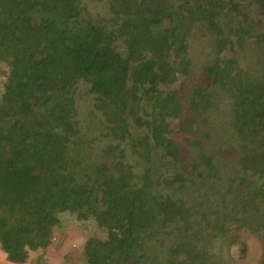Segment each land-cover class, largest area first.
I'll use <instances>...</instances> for the list:
<instances>
[{
    "label": "trees",
    "instance_id": "trees-1",
    "mask_svg": "<svg viewBox=\"0 0 264 264\" xmlns=\"http://www.w3.org/2000/svg\"><path fill=\"white\" fill-rule=\"evenodd\" d=\"M91 1L107 15L0 0L1 252L24 263L69 213L107 234L86 264H237L205 244L232 223L264 264V0Z\"/></svg>",
    "mask_w": 264,
    "mask_h": 264
},
{
    "label": "rangeland",
    "instance_id": "rangeland-1",
    "mask_svg": "<svg viewBox=\"0 0 264 264\" xmlns=\"http://www.w3.org/2000/svg\"><path fill=\"white\" fill-rule=\"evenodd\" d=\"M79 2L83 10L93 17L107 15L105 2L91 0H79ZM8 71V65L5 62H0V96L3 92V86L6 82ZM76 100L80 118L98 124L99 121L97 117L95 118L96 115L92 111V97L87 93V86L83 84L78 85ZM146 113H149V106L144 98L139 116L144 117ZM176 124L177 123L174 121L170 122L168 131L171 133L169 137L177 144H180V146H186L185 148H187L189 143L186 141L185 137L181 135ZM90 129L91 130L86 132L87 135L94 134L97 127L95 128L93 126ZM196 182L197 185H194L192 188L193 198L200 196L203 191V189L199 190L201 188L199 181L196 180ZM57 220V225L53 230V240L47 247L48 251L44 252L47 264H86L82 252L85 242L90 238L99 240H105L107 238L106 232L96 226L92 220L79 221L69 213L58 215ZM229 226L228 229H230V231L228 232L226 241L209 238V240L205 242L207 247L216 254H222V257H224V252L230 247L231 255L234 257L237 264H258L261 259L260 240L244 229H241L237 224L233 225L232 223L229 224ZM31 264H44L43 258L37 255L32 259Z\"/></svg>",
    "mask_w": 264,
    "mask_h": 264
},
{
    "label": "crops",
    "instance_id": "crops-1",
    "mask_svg": "<svg viewBox=\"0 0 264 264\" xmlns=\"http://www.w3.org/2000/svg\"><path fill=\"white\" fill-rule=\"evenodd\" d=\"M47 251H48V248L43 249V250H37L35 252H31L29 258L22 264H31L32 259L36 257L37 255H40L41 258L46 257L44 256V252H47ZM0 264H14V263H11L10 261H8L6 256L0 250Z\"/></svg>",
    "mask_w": 264,
    "mask_h": 264
},
{
    "label": "built area",
    "instance_id": "built-area-1",
    "mask_svg": "<svg viewBox=\"0 0 264 264\" xmlns=\"http://www.w3.org/2000/svg\"><path fill=\"white\" fill-rule=\"evenodd\" d=\"M52 240H53V238H52ZM43 263L47 264V259L45 257H43Z\"/></svg>",
    "mask_w": 264,
    "mask_h": 264
}]
</instances>
